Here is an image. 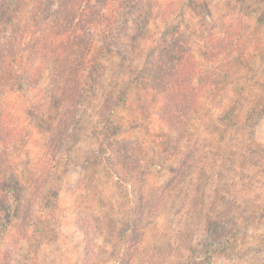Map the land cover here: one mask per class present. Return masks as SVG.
Instances as JSON below:
<instances>
[{"label": "rangeland", "instance_id": "obj_1", "mask_svg": "<svg viewBox=\"0 0 264 264\" xmlns=\"http://www.w3.org/2000/svg\"><path fill=\"white\" fill-rule=\"evenodd\" d=\"M110 1L13 46L34 3L0 0V264H264V0ZM148 34L194 59L188 117Z\"/></svg>", "mask_w": 264, "mask_h": 264}, {"label": "trees", "instance_id": "obj_2", "mask_svg": "<svg viewBox=\"0 0 264 264\" xmlns=\"http://www.w3.org/2000/svg\"><path fill=\"white\" fill-rule=\"evenodd\" d=\"M33 0V7L30 9L29 12H27V15H23L22 17V23H26V28H24L19 35L17 36H11L7 41L13 44L15 46L20 42V39L26 38L27 36L33 38L38 36L37 29L35 31H30L29 27L32 25V27H36L37 25L40 28H45V32L51 33V38L54 41L63 40L65 38L67 40H73L75 41V35L77 34L78 30L75 29V23H73V16H81L82 20L84 21V18L86 17L87 9L96 3H94V0ZM132 4V3H131ZM109 8L111 9V16H116L117 18L120 16H123V8H117L115 7V2L111 0L109 2ZM125 9V8H124ZM83 15V16H82ZM29 16H31L29 18ZM20 23V19L18 17H13L10 19V23L8 25L7 30L9 32L11 31L12 27L15 25V29H19L18 25ZM112 25V24H111ZM111 27V26H110ZM54 29H58V32H55ZM40 30V29H39ZM63 30V31H60ZM44 32V33H45ZM150 36V34H148ZM68 36V37H67ZM148 36V37H149ZM150 45H148L147 50L145 51V56L151 54V51L153 49H157L160 51L161 55V62L168 61L169 65H166L167 67L164 74L165 83L172 86V89L179 90V98L181 96H184L185 98L188 97L191 100V103L189 105L185 104L184 102H181L180 106H177L178 112L180 114H185L190 116L191 110H193L196 106L200 104L199 98L200 97V91H198V88H202V85L200 87H195L196 85L192 81V78L194 75H196V68L194 67V59L192 56H190V53L187 52V49L182 47V45H178V38L179 37H173L170 41H168L167 37L164 36L163 38L157 39L154 36H150ZM39 41H41L39 39ZM6 45V44H4ZM7 48V47H6ZM3 47V50L5 53H8V55L5 56V60L8 56L12 55L16 60L19 59L20 53L18 51H13L6 49ZM187 52V53H186ZM12 65L14 62L12 61ZM164 68V69H165ZM163 69V70H164ZM20 69H11V67H6L5 74L9 75L12 79H14V76H16L19 73ZM163 72V71H162ZM24 75V74H23ZM5 76V75H4ZM136 74H133L132 77L128 80V85L126 88L124 87V90L120 91L118 96V101L116 103V106L122 104L123 101L126 100L128 97L132 87L134 86L135 82H138L136 80ZM183 77H186L183 78ZM181 79L182 81H185L184 85H181ZM189 80H191L189 82ZM25 81H28L30 83L31 81H34V79L31 77L30 73L25 72ZM189 82V83H188ZM200 84V82H199ZM150 89H153L152 87L147 86L144 88V90L150 91ZM153 90L148 92L149 96L145 98L143 108H149L152 107L154 103H156L157 99L153 95ZM161 97V96H160ZM183 98V97H181ZM185 98H183L185 100ZM184 103V104H183ZM181 110V111H180ZM3 115L0 114V132L3 133L5 131V125L3 123ZM6 129L8 130V126H6ZM1 198V197H0ZM195 205V209L197 211V214L200 213L202 210V204L201 201H198ZM210 259V258H209ZM207 262H202L199 264H206Z\"/></svg>", "mask_w": 264, "mask_h": 264}]
</instances>
